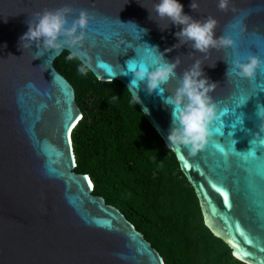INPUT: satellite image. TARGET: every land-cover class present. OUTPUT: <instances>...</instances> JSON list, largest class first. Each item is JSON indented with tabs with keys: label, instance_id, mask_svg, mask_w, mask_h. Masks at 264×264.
Instances as JSON below:
<instances>
[{
	"label": "water",
	"instance_id": "95a60500",
	"mask_svg": "<svg viewBox=\"0 0 264 264\" xmlns=\"http://www.w3.org/2000/svg\"><path fill=\"white\" fill-rule=\"evenodd\" d=\"M155 2L0 0V264H163L158 250L125 214L92 193L90 176L74 170L73 127L67 126L76 125L82 112L72 84L53 61L63 50L75 49H41L40 55L34 44L20 47V37L28 30L26 21L34 13L69 4L74 9L70 24L81 9H87L95 18L81 51L86 50L92 59L91 72L104 86L112 84L109 79L120 81L132 97L128 88L134 75L127 62H153L144 44L158 48L170 62L181 56L178 75L194 62L189 53L202 55L188 45L173 48L179 42L175 33L180 28L170 25L161 30L150 19L148 9ZM179 2L194 19L214 17L218 22L215 38L234 39L242 61L250 54L264 60V0H231L227 12L219 10L218 0H195L196 11L190 7L192 0ZM237 21L240 26L234 27ZM129 22L147 32L139 33ZM169 48L173 50L165 52ZM236 58L232 48L222 47L204 59V74L218 84L211 95L220 111L227 109V113L210 125L212 135L195 155L184 146L171 147L168 140L173 108L164 101L175 88V80L161 86L163 93L158 89L150 94L146 83H141L137 105L173 151L197 196L204 224L227 243L236 259L264 264L260 251L264 248V143L256 149V142L264 140V121L256 114L257 105L264 106V70L254 82L234 74L227 77L229 64ZM239 97L248 100L236 105ZM237 117L240 123L233 127ZM218 122L223 132L219 137L213 131ZM213 139L225 144L227 157L215 150ZM249 151H256L257 156H249ZM213 185L227 190L230 207ZM246 238L253 243H245ZM234 242L253 257L234 255Z\"/></svg>",
	"mask_w": 264,
	"mask_h": 264
},
{
	"label": "trees",
	"instance_id": "16d2710c",
	"mask_svg": "<svg viewBox=\"0 0 264 264\" xmlns=\"http://www.w3.org/2000/svg\"><path fill=\"white\" fill-rule=\"evenodd\" d=\"M63 50L53 61L72 84L82 115L71 130L74 170L92 193L118 207L155 247L164 264H247L203 222L197 196L178 161L123 83L104 86Z\"/></svg>",
	"mask_w": 264,
	"mask_h": 264
},
{
	"label": "clouds",
	"instance_id": "9594fccd",
	"mask_svg": "<svg viewBox=\"0 0 264 264\" xmlns=\"http://www.w3.org/2000/svg\"><path fill=\"white\" fill-rule=\"evenodd\" d=\"M230 4L231 0H218L217 7L219 10L227 12L230 9ZM190 7L193 11L197 10L198 4L195 0H192ZM183 8L184 6L179 0H158L151 9H146L150 13V19L157 22L161 30H167L170 25L180 28V31L175 33L179 42L173 45V48L188 45L195 52L201 53L204 59H207L213 49L232 48L235 50L237 58L229 64L227 77L234 74L239 78L254 82L257 73L264 70V60L258 55L250 54L246 57V61H242L239 58L238 45L234 39L225 36L215 38L218 22L214 17L207 16L205 19H194L185 14ZM73 12L74 9L71 5L65 4L56 9L45 8L43 11L34 13L33 17L26 21L28 30L20 37V47L22 49L32 48L34 44L39 49L40 55L43 54L41 49L43 51L55 50L56 52H60L64 48L75 49V51L70 52L67 59L73 60L84 57L85 59L78 67V72L81 75H87L94 66L87 51H81V49L84 48L85 41L88 39V26L95 17L87 9H81L79 15L74 17L69 24V16ZM240 23L237 21L234 27H239ZM127 24H132L137 30V25L134 23L129 22ZM137 31L144 34L147 29ZM144 45L153 56V62L151 64L143 61L127 62L128 71L134 75V79L128 88L132 92V103L141 102L137 91L141 83H146L147 91L150 94L158 89L163 93L165 90L161 86L175 80V88L170 91L171 94L164 101L173 108V127L168 140L171 147L184 146L189 149L191 155H195L208 143V139L212 135L210 125L227 113V109L220 111L211 95L218 84L210 82L204 74V59H201V56L197 57L193 53H189L188 56L193 57L194 62L183 71L182 75H178L176 70L182 63L181 56H177L174 61L170 62L165 59V54L159 52L158 48ZM92 46L95 44L93 43ZM173 48L166 49L165 52H171ZM96 66L100 67L102 64ZM209 66L214 67L215 63L209 64ZM121 73L127 75V73ZM107 82L111 83L112 80L109 79ZM256 114L261 121H264V106L257 105ZM221 134L223 133L221 132Z\"/></svg>",
	"mask_w": 264,
	"mask_h": 264
},
{
	"label": "snow or ice",
	"instance_id": "6c2138e0",
	"mask_svg": "<svg viewBox=\"0 0 264 264\" xmlns=\"http://www.w3.org/2000/svg\"><path fill=\"white\" fill-rule=\"evenodd\" d=\"M105 39L107 40V39H109V37L105 36ZM234 52H235V50H234ZM102 67H106V65H102ZM244 101H245L244 97H239L238 100L235 102V104L236 105H242V104H244ZM217 121H219V120H217ZM237 123H240V120H239L238 117H237L235 123L233 124V127H235ZM74 126H75L74 123H72V124H69L67 127L68 128H72ZM213 131L215 132L217 137L223 135V134H221V124H220V122L217 123V125H216V127L214 128ZM211 143H212V146L215 148V150L218 153H220L222 155H225V157H227V149H226L225 144H221L218 139H213L211 141ZM261 143H264V140L256 142V149L260 147ZM248 155L249 156H253V157L257 156L256 155V151H254V152L253 151H249ZM188 166L189 165H187V164L185 165V167H188ZM89 183H91V182L89 181ZM213 187H216V185H213ZM216 190L218 192H220L221 195L224 197V202H225L226 207H230L229 194H228L227 190L224 189L223 187H216ZM236 231L240 232V227H239L238 224L236 225ZM245 243L252 244L253 241L251 239H249V238H246L245 239ZM234 246L237 248V252L234 253V255H238L241 258H252L253 257V253L247 251L246 249H241L239 247V245L237 243H235V242H234ZM260 251L264 252V248H261Z\"/></svg>",
	"mask_w": 264,
	"mask_h": 264
}]
</instances>
